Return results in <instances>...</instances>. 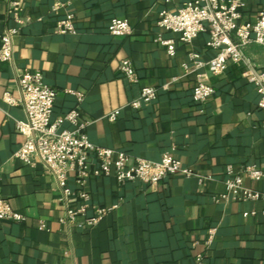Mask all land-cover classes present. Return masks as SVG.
<instances>
[{
  "label": "crops",
  "instance_id": "1",
  "mask_svg": "<svg viewBox=\"0 0 264 264\" xmlns=\"http://www.w3.org/2000/svg\"><path fill=\"white\" fill-rule=\"evenodd\" d=\"M11 1L0 0V34L17 26ZM18 1L24 24L15 38V57L0 61V196L24 220H0V264H195L211 229L216 234L207 264H264V200H214L226 192L230 169L234 174L247 165L264 169L260 95L244 77L246 66L230 63L221 75L201 70L216 92L204 104L194 101L198 78L186 75L182 65L192 52L207 62L209 34L183 44L158 26L163 11L176 12L189 0ZM259 11L264 0H246L247 19ZM68 14L75 17V32L57 33V22ZM113 18L127 19L132 34L112 36ZM158 37L177 40L173 58ZM245 54L255 67L264 66L263 46L252 44ZM125 59L132 62L137 82L121 73ZM25 70L41 72L56 90L53 121L77 109L89 122L85 133L95 145L123 151L132 163L161 161L171 153L195 175L170 176L155 187L92 176L85 186L87 215H93V207L116 208L94 227L62 224L65 203L55 179L42 163L26 165L15 158L24 142L17 122L25 121L26 113L3 95L20 97L16 80ZM145 87L157 88V98L134 109L131 103ZM72 91L83 93L82 101ZM116 110L112 122L108 115ZM64 129L75 126L65 122ZM90 164L97 166L95 159ZM69 178L77 195L68 206L76 208L82 203L80 188L75 173ZM244 185L264 192V179L246 178ZM41 222L47 228L41 229Z\"/></svg>",
  "mask_w": 264,
  "mask_h": 264
},
{
  "label": "built area",
  "instance_id": "2",
  "mask_svg": "<svg viewBox=\"0 0 264 264\" xmlns=\"http://www.w3.org/2000/svg\"><path fill=\"white\" fill-rule=\"evenodd\" d=\"M10 4L17 26L0 34L2 62L13 61L15 38L19 34L20 26L24 24L21 2L12 0ZM245 9L246 0H189L176 12L165 10L161 13L158 26L178 35L179 41L183 44L193 43L203 33L209 34L207 47L212 55L207 62L201 58V55L192 52L189 61L182 65L186 75L196 74L198 78L192 94L196 103H206L216 92L207 81L208 75L201 72L202 69L207 68L209 73L221 75L230 63H238L246 66L244 77L255 86L260 95L258 107L264 111V66L261 69L255 67L245 54V49L252 44L264 47V11H259L255 19L251 20L245 17ZM56 25V32L59 34L74 33L75 17L73 14H68ZM132 32V26L127 19L113 18L110 21L109 33L112 36L121 38L131 35ZM156 41L167 48L172 58L175 56L177 40L158 37ZM120 71L129 81L137 82L136 70L129 59L122 60ZM16 84L20 95L18 99L9 92L3 95L6 103L23 107L26 113V120L17 122V129L23 135L24 142L15 154V158L26 165L42 163L55 179L62 193V201L65 203L60 219L62 224L94 227L116 208V206L93 207V215H87L91 206L88 204L89 195L85 191V186L92 176H113L121 185L139 181L155 187L170 176L195 175L193 171L185 169L171 153H165L161 161L138 158L132 163L129 155L123 151L95 145L85 133L89 122L81 120L77 109L53 121L57 92L45 82L41 72L25 70L17 76ZM169 86L170 83H167L163 88ZM72 93L82 101L83 93L73 91ZM156 95H158L157 88L145 87L140 98L133 101L131 106L134 109L148 106L157 98ZM118 115L119 110H116L108 115V119L114 122ZM65 122L73 124L75 129L60 130ZM92 159L97 162L95 168L90 164ZM71 173H75V182L80 188L78 196L82 200L81 205L76 208L68 206V200L77 195L68 185ZM229 175L230 177L225 181L226 192L215 197L216 202L227 201L230 200L229 198L242 201L264 200V192L254 191L244 185L246 178L253 182L264 179V169L256 165H247L238 174H234L230 169ZM198 178L202 182L206 179L204 176ZM4 219L22 221L24 217L15 212L7 199L0 196V220ZM40 228H47L46 224L41 222ZM215 234V229L209 231L204 243L206 251L211 247ZM206 251L195 256V264H207Z\"/></svg>",
  "mask_w": 264,
  "mask_h": 264
}]
</instances>
